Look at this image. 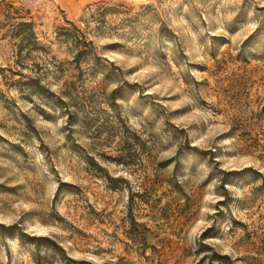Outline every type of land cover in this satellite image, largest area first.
Returning <instances> with one entry per match:
<instances>
[{
	"label": "rangeland",
	"instance_id": "rangeland-1",
	"mask_svg": "<svg viewBox=\"0 0 264 264\" xmlns=\"http://www.w3.org/2000/svg\"><path fill=\"white\" fill-rule=\"evenodd\" d=\"M0 224L41 264H264V0H0Z\"/></svg>",
	"mask_w": 264,
	"mask_h": 264
},
{
	"label": "trees",
	"instance_id": "trees-1",
	"mask_svg": "<svg viewBox=\"0 0 264 264\" xmlns=\"http://www.w3.org/2000/svg\"><path fill=\"white\" fill-rule=\"evenodd\" d=\"M18 36H23V39H26L28 44H30L29 46L32 47V50L37 48V36L36 33L34 31V25L31 22H22L19 23L18 25ZM75 34L74 40L76 43V46L78 47V53L76 55V59H79L81 57V55L83 53H89V49L88 48L90 45H92L91 41H88L84 36L83 39H79V36L77 35L78 33H81L79 29H77L75 27ZM21 75V74H20ZM22 76V75H21ZM25 85V87H27V90H30V92L32 94H38V95H42L45 96L46 98H51L50 95V89L42 82L40 77H36V78H29L27 81H25L23 83ZM118 90H114L112 92V99L116 98V93ZM191 148V147H188ZM191 150V149H189ZM193 151L198 150L196 147H193L192 149ZM100 168V167H99ZM101 170V169H100ZM107 175V174H106ZM109 180H112L111 178H108ZM9 234L12 237H15L20 243L22 244H34L35 246V254L34 257L36 259V263L37 264H41L39 261V258L41 256V250H40V246L43 244L45 246H50V249L53 253H58V255H61L63 258L66 255V251L65 249L59 244L57 243L55 240H53L50 237H37V236H30L28 235V233H26L24 230H22L18 224H13V225H9L6 226L4 224H0V235L4 238L6 237V235ZM216 259L217 261L226 263V264H235L229 256L227 255H216ZM207 260L210 261L211 264L214 263L215 259L212 257H203L200 260L199 264L205 263ZM74 264L76 263V261H72Z\"/></svg>",
	"mask_w": 264,
	"mask_h": 264
}]
</instances>
